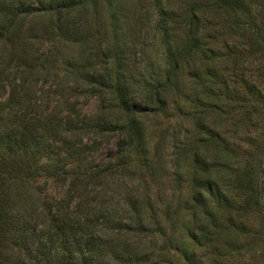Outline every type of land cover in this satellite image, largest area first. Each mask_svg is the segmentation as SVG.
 <instances>
[{
  "label": "trees",
  "instance_id": "1",
  "mask_svg": "<svg viewBox=\"0 0 264 264\" xmlns=\"http://www.w3.org/2000/svg\"><path fill=\"white\" fill-rule=\"evenodd\" d=\"M122 1L0 0V264H149L162 256L156 248L143 250L124 237L146 233L156 242L167 236L157 216L147 217L142 209L152 204L150 199L129 197L122 206L130 208L123 207L121 215L117 212L121 207L89 190L90 185L99 184V190L110 187L117 176L129 174L136 159H148L146 125L141 119L147 109L130 99L123 73L126 40L122 29L129 16ZM202 1L206 3L183 15L174 1L156 0V28L166 57L161 80L147 85V105L164 110L165 93L175 88L183 58L204 48L201 17L195 11L223 13L224 20L231 17L236 23L239 11L251 10L247 0ZM262 10L264 15V6ZM175 24L186 29L184 39L175 36ZM254 30L259 41V30ZM45 40L60 42L69 54L74 52L65 65L98 94L100 114L83 112L69 99L64 112H50L36 98L34 76L51 75L56 63L49 47L46 53L39 50ZM90 43H96L95 50L89 51L86 62H78ZM113 66L110 77H102L100 73L110 72ZM108 131L114 135L107 137ZM93 134L100 143L118 138L116 157L109 164H117L119 171L98 162L96 143L90 139ZM50 179L68 184L69 196H44L41 180ZM201 180L208 195L196 201L206 219L215 224L207 201L216 198L220 204L223 195L211 178ZM106 212L102 217L106 221L98 225ZM206 219L200 222L202 230L208 227ZM193 257H187L189 264H194Z\"/></svg>",
  "mask_w": 264,
  "mask_h": 264
},
{
  "label": "rangeland",
  "instance_id": "2",
  "mask_svg": "<svg viewBox=\"0 0 264 264\" xmlns=\"http://www.w3.org/2000/svg\"><path fill=\"white\" fill-rule=\"evenodd\" d=\"M172 1L183 15L206 3ZM247 1L251 10L239 11L236 23L231 17L224 20L223 13L195 11L201 17L204 48L183 58L175 88L165 93L164 110L145 103L150 93L147 85L160 81L165 67L166 46L156 28V0L121 2L129 16L122 29L126 40L123 73L130 99L147 109L141 119L146 125L148 159H136L129 174L117 176L110 187L99 190V184L90 185L89 190L121 207L117 211L121 215L123 207L130 208L122 206L129 197L141 195L142 200L152 201L142 209L147 217L157 216L167 236L154 242L146 233L124 234L132 245L161 251L162 256L149 264H189L191 255L194 264H264V0ZM175 26V36L184 39L188 35L184 26ZM254 28L259 30V41ZM48 47L56 63L51 75L34 76L36 98L50 112H64L69 99L83 112L100 114L98 94L65 65L74 52L69 54L60 42L39 44L42 53ZM95 48L96 43L88 44L78 62H86ZM114 69L100 74L108 78ZM108 132L107 137L114 135ZM90 139L96 143L94 154L102 167L119 171L117 164H109L116 157L118 138L100 143L93 134ZM207 178L218 185L224 199L220 204L216 198L207 201L215 224L206 219L196 201L208 195L200 182ZM41 182L47 198L69 196L68 184L54 179ZM106 215L96 223H104ZM205 219L208 227L202 230L200 222Z\"/></svg>",
  "mask_w": 264,
  "mask_h": 264
}]
</instances>
